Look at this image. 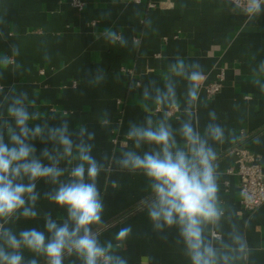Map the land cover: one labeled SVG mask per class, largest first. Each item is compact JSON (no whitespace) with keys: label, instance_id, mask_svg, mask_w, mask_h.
I'll return each mask as SVG.
<instances>
[{"label":"crops","instance_id":"0c3cea01","mask_svg":"<svg viewBox=\"0 0 264 264\" xmlns=\"http://www.w3.org/2000/svg\"><path fill=\"white\" fill-rule=\"evenodd\" d=\"M79 2L81 6H77ZM264 7V6H262ZM111 30L124 43L105 39ZM0 103L27 94L25 104L38 119L32 124L80 126L94 133L92 155L103 165L97 187L104 205L102 222L93 231L102 246L127 264H191L176 226L156 230L148 215L152 199L149 181L141 172L123 169L118 161L126 151L142 155L155 146L136 148L127 137L132 124L147 126L164 119L168 107L157 108L156 89L165 90V77L175 84L179 110L168 116L178 144L181 124L189 119L188 82L172 75L177 57L198 63L204 79L193 109V126L204 133L210 123L224 129L223 143L209 140L216 152L219 207L216 224L204 226V235L229 264H264V205L250 214L241 205L240 178L232 151L245 146L264 170V11L249 16L228 0H0ZM224 72L221 91L209 97L202 85ZM145 89L149 96H144ZM215 114V120L210 116ZM31 126V125H30ZM87 140V133L85 135ZM37 154L51 143L35 142ZM48 163L47 161H44ZM61 162L60 167L69 169ZM70 179L68 172L60 178ZM55 186L37 182L36 218H12L4 227L15 234L45 229V216L63 223L67 211L45 198ZM130 227L129 237L116 247V235ZM215 234V235H214ZM240 235L246 251L240 253L233 237ZM24 264L47 258L22 249ZM63 264H83L65 253Z\"/></svg>","mask_w":264,"mask_h":264},{"label":"clouds","instance_id":"9594fccd","mask_svg":"<svg viewBox=\"0 0 264 264\" xmlns=\"http://www.w3.org/2000/svg\"><path fill=\"white\" fill-rule=\"evenodd\" d=\"M262 6L264 0H236V7L250 17L264 11ZM105 39L113 44L124 43L111 30L105 33ZM9 63L7 57L0 61L4 66ZM169 71L188 82L185 114L189 119L179 128L183 144H178L167 123L169 113L165 112L164 119L155 125L149 117L146 127L132 124L127 133L136 148L142 143L155 148L142 155L126 151L118 163L123 169L141 172L148 179L152 199L147 207L154 228L178 227L191 264H229L230 257L219 254L204 235V226L218 223L223 215L218 198L217 157L209 140L223 143L224 129L210 123L201 134L193 126V109L204 79L200 65L186 64L177 57ZM144 96H149L147 89ZM27 99V94L21 93L10 101L6 97V106L0 103V220L7 223L14 217L36 218L35 206L40 198L36 187L40 180L55 186L45 193V198L66 209L67 218L57 223L46 215L47 236L35 228L17 235L0 223V264H24L22 249L43 255L47 264H63L65 253H75L83 264H127L124 258L114 254L111 243L100 244L92 228L102 222L104 209L96 183L103 165L91 154L93 146L88 143L94 133L87 132L83 126L72 132L66 120L59 126L32 124L38 116L29 112ZM155 104L158 109L166 106L179 110L175 84L170 77H165L164 91L156 89ZM210 116L215 120L214 113ZM36 141L51 143L52 147L43 148L38 155ZM73 160L79 162L70 170L60 167L62 161L71 165ZM66 171L70 179L62 182L60 178ZM131 231L130 227L120 229L116 235L120 242L117 248ZM233 239L238 251L244 253L243 237L235 235ZM147 259L144 258L143 264H147ZM28 264L37 261L32 259Z\"/></svg>","mask_w":264,"mask_h":264},{"label":"built area","instance_id":"2783aa9c","mask_svg":"<svg viewBox=\"0 0 264 264\" xmlns=\"http://www.w3.org/2000/svg\"><path fill=\"white\" fill-rule=\"evenodd\" d=\"M236 4V0H228ZM77 6H81L76 2ZM224 72L218 74V79L202 85L209 97L219 93L224 83ZM177 110L170 109L169 115ZM235 155V166L229 172H236L240 178L241 205L250 214L264 205V170L257 157L245 146L232 151ZM1 223V222H0ZM215 235V234H214Z\"/></svg>","mask_w":264,"mask_h":264}]
</instances>
